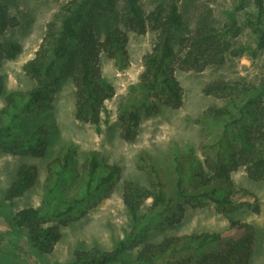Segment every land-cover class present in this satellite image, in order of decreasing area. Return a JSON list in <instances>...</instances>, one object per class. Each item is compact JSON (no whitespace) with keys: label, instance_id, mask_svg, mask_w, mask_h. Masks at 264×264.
<instances>
[{"label":"trees","instance_id":"16d2710c","mask_svg":"<svg viewBox=\"0 0 264 264\" xmlns=\"http://www.w3.org/2000/svg\"><path fill=\"white\" fill-rule=\"evenodd\" d=\"M9 1L0 0V96L5 93L1 70L22 51L20 43L4 41L19 25ZM253 3L254 11L245 25L256 37L255 45L236 48L235 40L242 34L236 21L222 26L200 22L189 29L179 0H161L149 12L142 0H68L46 24L40 47L24 66L35 86L20 98L9 94L0 110V149L13 155L47 156L50 141L46 125L37 127L28 137L17 126L21 117L52 108V87L58 81V72L71 78L75 86L76 119L98 126L106 102L115 95V88L103 77V56L118 58L125 65L129 60V32L156 34L152 49L143 58L142 90L169 108H180L183 89L177 70L202 72L244 53L256 61L264 52V0ZM203 92L231 96L227 107H210L205 113L208 121L220 126L216 135L197 148L192 144L174 147L164 164L148 154L141 155L137 166L145 174L146 183H122V200L135 222L130 235L110 251L98 247L76 250L73 259L64 264H251L256 228L242 221H233L223 232L176 234L156 242L142 239L151 225L178 224L190 206L212 205L226 216L242 208L261 212L258 198L237 187L233 174L244 168L250 178H264V75L252 82L213 81ZM157 110L156 103L147 105L148 113ZM120 120L122 139L133 141L139 134V112L128 111ZM72 152L69 147L47 165V208H25L12 219L11 227L25 229L38 254H50L63 237L61 228L48 225L50 222L68 223L85 203L108 198L122 181L121 167L109 164L97 153L79 170ZM38 170L36 165H22L6 199L14 201L32 189L38 181ZM79 179L82 186L73 197L53 206L56 188ZM149 200L151 205L141 214Z\"/></svg>","mask_w":264,"mask_h":264},{"label":"rangeland","instance_id":"374dc122","mask_svg":"<svg viewBox=\"0 0 264 264\" xmlns=\"http://www.w3.org/2000/svg\"><path fill=\"white\" fill-rule=\"evenodd\" d=\"M68 0H10L12 14L19 25L8 32L4 41L18 42L21 53L7 61L1 74L5 80V93L0 96V110L6 106V97L14 93L25 96L34 86L24 70L25 64L34 58L45 34L46 24ZM146 11L161 0H142ZM189 29L200 22L222 26L236 21L242 34L235 40L234 47L255 45L256 37L245 25L254 11L253 0H179ZM129 60L123 65L118 58L103 56L102 73L105 80L115 88L114 97L105 104L102 121L98 126L85 124L75 117V86L71 78L57 73L58 81L52 87L54 100L49 110L34 111L21 117L19 132L28 137L37 127L46 125L49 133V151L45 158L28 155H13L0 149V264H64L73 259L76 250L98 247L112 250L128 237L135 222L122 200V183L132 180L145 184V174L138 168V159L148 154L160 164L167 161L174 147L192 144L196 148L205 139H210L220 130L207 120L205 113L210 107L223 108L231 104L230 95H206L204 87L218 80L255 81L264 75V52L256 61L248 54L227 58L222 65L210 66L202 72L177 70L176 77L183 89V105L172 109L150 97L141 88L144 71L143 58L150 52L156 34L128 33ZM156 103V112H147V105ZM137 110L141 117L138 136L133 141L121 137V120L124 113ZM224 122L221 123L223 125ZM213 127V129H212ZM222 127V126H221ZM211 134V135H210ZM71 147L73 159L81 170L93 153H97L109 164L122 169V181L108 198H94L85 203L66 224L53 220L48 225H58L63 233L61 241L50 254H38L32 247L25 229H13L14 215L25 208L45 210L47 198L45 182L50 177L48 163L61 157ZM201 156V154L199 153ZM36 165L39 177L36 185L14 201L6 194L17 178L18 169L24 165ZM81 175V172L80 174ZM233 178L239 188L253 193L260 202V214L242 208L230 216L219 213L212 205L190 206L181 221L174 226L158 223L144 231V241L156 242L166 236L202 232H223L230 229L233 221H242L256 228V247L251 264H264V178L252 179L244 168L234 172ZM82 181L64 184L56 188L52 203L69 200L81 188ZM151 205L147 201L141 214ZM16 244L18 249L13 246ZM135 253V252H134Z\"/></svg>","mask_w":264,"mask_h":264}]
</instances>
